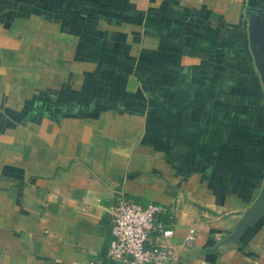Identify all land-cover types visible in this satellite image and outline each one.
I'll use <instances>...</instances> for the list:
<instances>
[{
    "label": "crops",
    "instance_id": "obj_1",
    "mask_svg": "<svg viewBox=\"0 0 264 264\" xmlns=\"http://www.w3.org/2000/svg\"><path fill=\"white\" fill-rule=\"evenodd\" d=\"M118 194L264 264V0H0V264H113Z\"/></svg>",
    "mask_w": 264,
    "mask_h": 264
},
{
    "label": "built area",
    "instance_id": "obj_2",
    "mask_svg": "<svg viewBox=\"0 0 264 264\" xmlns=\"http://www.w3.org/2000/svg\"><path fill=\"white\" fill-rule=\"evenodd\" d=\"M172 218L164 204L153 201L142 204L116 195L109 212V238L103 257L113 264H171ZM196 237V228L187 227L183 246L191 247Z\"/></svg>",
    "mask_w": 264,
    "mask_h": 264
}]
</instances>
